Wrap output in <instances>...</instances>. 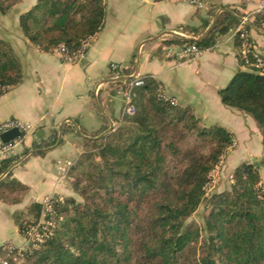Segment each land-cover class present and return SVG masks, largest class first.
Here are the masks:
<instances>
[{
	"label": "trees",
	"instance_id": "1",
	"mask_svg": "<svg viewBox=\"0 0 264 264\" xmlns=\"http://www.w3.org/2000/svg\"><path fill=\"white\" fill-rule=\"evenodd\" d=\"M22 1L0 0V15ZM105 15L103 0H36L18 24L40 51L63 44L73 53L102 28ZM251 22L260 27L264 11ZM240 23L222 11L201 40L171 36L168 43L204 51L232 35L243 69L218 94L224 105L254 120L264 153V68L254 64L248 24L236 31ZM208 24L202 20L200 28L184 33L198 37ZM144 77L132 97L134 113L101 137L84 139L83 153L69 167L66 177L81 200L74 195L56 199L47 214L54 223L51 234L25 250L18 263L14 252L1 246L9 264H264V187L259 185L264 158L240 162L229 187L206 198L210 173L232 147V133L203 125L190 106L164 99L162 84ZM21 80L20 62L0 37V93ZM56 137L53 131L42 145L54 144ZM17 158L0 161V176ZM27 190L9 172L0 179L4 202L19 203ZM204 203L203 223L187 222ZM41 207L38 202L29 206L30 217L18 221L21 233L38 221Z\"/></svg>",
	"mask_w": 264,
	"mask_h": 264
},
{
	"label": "crops",
	"instance_id": "2",
	"mask_svg": "<svg viewBox=\"0 0 264 264\" xmlns=\"http://www.w3.org/2000/svg\"><path fill=\"white\" fill-rule=\"evenodd\" d=\"M260 1L203 0L191 5L182 0H103L104 24L76 63L40 51L22 34L1 33L20 62L22 80L0 93V122L15 118L33 129L11 140L20 139L9 155L18 158L6 173L28 190L19 203L0 199V244L23 243L18 221L30 217L31 204L72 192L68 178L59 175L57 161L71 160L83 151L84 139L101 137L120 124L125 113L119 87L128 76L155 78L168 95L190 106L203 125L230 131L237 141L234 154L260 156L261 133L254 120L224 105L218 94L243 69L232 37H220L195 59H185L181 45L168 43L171 36L197 38L184 31L200 28L206 19L208 26L214 24L228 11L241 22L246 19L255 48L264 55V22L260 27L251 22ZM22 2L30 7L36 0ZM112 64L120 65L124 74L116 75ZM53 131L56 142L43 146ZM4 158L0 153V161Z\"/></svg>",
	"mask_w": 264,
	"mask_h": 264
},
{
	"label": "built area",
	"instance_id": "3",
	"mask_svg": "<svg viewBox=\"0 0 264 264\" xmlns=\"http://www.w3.org/2000/svg\"><path fill=\"white\" fill-rule=\"evenodd\" d=\"M182 1H185L191 5H200L203 2V0H182ZM258 11H264V0H261L260 3L258 4L256 12ZM245 21L246 19L244 18L242 22L237 26L236 31L242 29L243 23ZM240 35L245 36V32H241ZM230 37H232V35ZM91 40L92 38L83 40L81 42L80 48L73 53H71L67 49V47L63 44H59L58 46L53 48L51 53L56 55L62 61L69 63H76L84 57V54L88 49ZM254 49H255L253 52L254 64L257 67L264 68V55L260 53L258 50H256L255 47ZM202 52H203L202 50L198 49L193 44H188L182 47L181 50V53L185 59L198 58L202 54ZM242 52L246 53V50H243ZM111 66L115 70L116 75L122 74L121 73L122 67L120 65L112 64ZM144 84H145L144 76H128L122 81V84L119 87V92L123 99V112L125 114L130 115L134 113V106L132 104V97L134 94V90L139 87H142ZM160 95L164 99H169L172 102L175 101L173 97H171L166 93L165 89L162 86H160ZM12 128H16L21 133L25 134L31 131L33 129V126L30 123H26L15 118L0 122V134ZM19 142L20 139L11 142L0 143V153L2 154V156L7 157L11 155L15 145L18 144ZM71 165L72 163L70 160L57 161V170L59 172L60 177L64 178L67 176L68 169ZM56 199L62 200V197L56 195H48L42 199L40 217L35 224L30 225L23 230V232L21 233L23 237L22 244H17L14 241L9 240L0 244V250H1V246H3L8 252H14V259L18 263L19 259L23 256L25 250L31 249L41 244L44 241V239L48 237L52 232L54 223L52 220L47 218V214L53 211V202ZM0 264H9V262L7 259H5L0 255Z\"/></svg>",
	"mask_w": 264,
	"mask_h": 264
},
{
	"label": "rangeland",
	"instance_id": "4",
	"mask_svg": "<svg viewBox=\"0 0 264 264\" xmlns=\"http://www.w3.org/2000/svg\"><path fill=\"white\" fill-rule=\"evenodd\" d=\"M26 2H22L19 4H16L7 15L3 16L0 15V34H4L6 36H9V34L15 36V35H21V31L19 29V15L27 10L29 7L25 4ZM112 130V129H111ZM109 130V131H111ZM233 142L237 144L236 140L233 139ZM239 144H243L240 143ZM235 145H232V147L228 150V152L225 154V156L222 158L220 161L219 165L215 167V169L210 173L211 181L209 185L207 186L206 190V198L209 197L211 194L216 193V192H222L223 190L227 189L231 183L232 180V173L234 168L243 161L247 162H254L256 160H261V158H264V153L261 152L260 156L254 157L249 153L248 156H238L234 154V151L232 148H234ZM85 148V147H84ZM83 151L81 152V154ZM80 157V154L77 155L76 157L72 158L70 161L72 164H75L77 159ZM246 158V159H245ZM242 160V161H241ZM63 161V160H62ZM260 182L259 185L264 187V167L260 168ZM66 178V177H65ZM70 187H71V193L69 195L63 194L62 200L65 199L66 196H72L74 195L77 200H81V197H79L74 191H73V186L70 181ZM208 212L207 205L204 203L202 204L199 209L187 219V222L190 221H196L199 224L203 223V215H206Z\"/></svg>",
	"mask_w": 264,
	"mask_h": 264
},
{
	"label": "water",
	"instance_id": "5",
	"mask_svg": "<svg viewBox=\"0 0 264 264\" xmlns=\"http://www.w3.org/2000/svg\"><path fill=\"white\" fill-rule=\"evenodd\" d=\"M212 25L213 23H211L207 29L204 31V33H202L199 37L197 38H191V37H186L187 40H196V41H199L201 40L208 32L209 30L212 28ZM107 132H105L104 134H106ZM103 134V135H104ZM21 135V132L16 129V128H12V129H9L3 133L0 134V139L3 143H6V142H9L13 139H16L17 137H19Z\"/></svg>",
	"mask_w": 264,
	"mask_h": 264
}]
</instances>
